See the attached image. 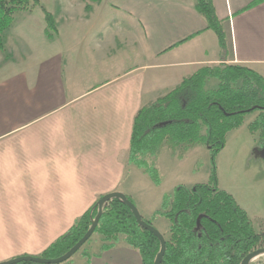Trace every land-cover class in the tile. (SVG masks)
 <instances>
[{
  "label": "crops",
  "instance_id": "obj_1",
  "mask_svg": "<svg viewBox=\"0 0 264 264\" xmlns=\"http://www.w3.org/2000/svg\"><path fill=\"white\" fill-rule=\"evenodd\" d=\"M40 2L54 37L32 8L16 14L0 50V262L41 255L108 193L133 197L128 158L143 106L206 65L264 76V0H213L225 57L195 0H103L90 11L81 0ZM102 244L91 241L81 262L143 264L124 241Z\"/></svg>",
  "mask_w": 264,
  "mask_h": 264
},
{
  "label": "trees",
  "instance_id": "obj_2",
  "mask_svg": "<svg viewBox=\"0 0 264 264\" xmlns=\"http://www.w3.org/2000/svg\"><path fill=\"white\" fill-rule=\"evenodd\" d=\"M81 1L87 3L90 11L92 3L103 0ZM195 1L197 10L207 20V29L217 34L225 57L227 34L213 0ZM36 6L45 14L47 36L54 37L58 31L56 19L40 0H0L1 51H5L16 14ZM212 79L218 81L216 86H209ZM254 112L259 115L249 128L259 133L264 151V76L249 67L222 62L203 66L185 77L176 88L143 106L134 117L128 163L143 170L156 185L163 181L157 160L164 150L172 151L179 159L197 146L207 148L211 154L212 171L206 183L176 186L164 194L161 207L150 218L143 216L154 226L158 218L169 222L162 264H242L248 254L264 248V230L258 231L234 195L220 187L217 172V158L229 133L243 126L247 115ZM98 212L97 201L40 256L57 258L67 253L91 228ZM95 234L103 241L102 250L124 240L139 251L143 264H155L161 251L160 239L143 228L130 206L119 198L104 205Z\"/></svg>",
  "mask_w": 264,
  "mask_h": 264
},
{
  "label": "rangeland",
  "instance_id": "obj_3",
  "mask_svg": "<svg viewBox=\"0 0 264 264\" xmlns=\"http://www.w3.org/2000/svg\"><path fill=\"white\" fill-rule=\"evenodd\" d=\"M33 9L32 18L42 19V8L36 6ZM20 15L22 14H19L18 18ZM258 115L259 112L247 115L244 125L229 133L226 146L217 158V172L220 187L234 195L239 204L250 212L255 225L260 228L262 222L259 219L264 218V157L261 155L263 150L259 133H253L249 128V124ZM157 166L163 178L161 185H156L144 171L138 168L140 174L136 170L134 191L131 194L145 218H150L161 207L164 194L172 192L176 186L206 183L212 171L211 154L207 148L197 146L184 159H179L175 153L166 149L158 158ZM168 223L167 219L158 218L155 227L162 234L168 235ZM98 237L100 236L95 234L92 241ZM90 243L76 253L68 264H83L81 255ZM251 264H264V254Z\"/></svg>",
  "mask_w": 264,
  "mask_h": 264
},
{
  "label": "water",
  "instance_id": "obj_4",
  "mask_svg": "<svg viewBox=\"0 0 264 264\" xmlns=\"http://www.w3.org/2000/svg\"><path fill=\"white\" fill-rule=\"evenodd\" d=\"M264 155V151H263ZM113 198H119L123 200L126 204L130 206L132 209L133 213L135 214L139 224L154 233L161 241V251L157 255V258L155 260V264H162L166 249H167V241L162 234L154 225L148 223L144 217L142 216L140 210L138 209L137 205L135 202H133L128 195L121 191H114L111 193H108L101 197L98 200V205H99V212L97 216L93 219L92 226L91 228L87 231V233L64 255L57 257V258H48V257H42L40 255H22L19 257H15L6 261L0 262V264H18L21 262H33V263H39V264H62L70 260L78 251L86 244V242L93 236L99 221L102 217L103 214V207L106 203H108L111 199ZM264 254V248L257 249L250 254H248L242 264H251L257 257L261 256Z\"/></svg>",
  "mask_w": 264,
  "mask_h": 264
}]
</instances>
